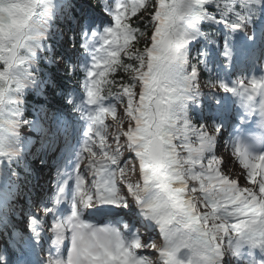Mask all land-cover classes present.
<instances>
[{"label": "snow or ice", "instance_id": "snow-or-ice-1", "mask_svg": "<svg viewBox=\"0 0 264 264\" xmlns=\"http://www.w3.org/2000/svg\"><path fill=\"white\" fill-rule=\"evenodd\" d=\"M100 4L113 23L85 40L93 61L82 81L88 127L53 201H69L71 211L53 218L55 254L47 264H224L226 248L264 250V150H253L264 149V74L202 83L208 53L189 55V45L209 35L202 24L244 31L253 42L259 29L264 39V0ZM56 8L57 0H0V165L18 155L20 129L28 124L23 94L36 83L33 66ZM82 11L83 22L97 23L87 0ZM222 58L229 67L236 58L227 38ZM120 72L127 78L117 79ZM220 94L236 97L244 119L258 117L261 129L236 130L231 153L238 175L216 152L224 124L188 116L190 102L208 96L219 106ZM133 204L138 214L122 223L118 210L132 212ZM53 211L35 210L28 239L41 242ZM149 226L158 228L159 243L142 233Z\"/></svg>", "mask_w": 264, "mask_h": 264}, {"label": "trees", "instance_id": "trees-1", "mask_svg": "<svg viewBox=\"0 0 264 264\" xmlns=\"http://www.w3.org/2000/svg\"><path fill=\"white\" fill-rule=\"evenodd\" d=\"M66 1L67 0H57V8L50 22V27L48 28L49 32L52 27V21L58 23L57 34L53 38L47 37L44 41V45L45 43L49 44L51 49L47 50L44 46L37 51L36 63L33 66V70L36 73V83L33 87H28L23 94V120H29L37 116L43 118L47 110L59 112L60 114L66 109L72 113L77 110L76 105L69 102L66 94L72 89L75 91L82 89V70H80V68L74 69V64L68 61V56L64 54L59 43L61 41H66L78 47L77 52L79 53L83 52L84 49L78 38L79 32L73 27L71 21L69 19H64L62 12L57 13L60 9L59 7L64 5ZM69 2L70 6H76V0H69ZM90 2L97 9H101L100 0H90ZM66 9H68V7H66ZM200 27L203 32L209 33L208 37L213 38L217 35L218 28L216 26L202 24ZM64 34L67 36V39L63 36ZM73 36H77V41ZM194 42L195 40L191 45H193ZM191 45H189V51ZM2 67L3 65L0 64V68ZM200 68L203 69L201 66ZM121 77L127 78L126 74L123 72L117 74V79ZM203 77L205 78V76ZM192 122L198 123V121L194 120H192ZM13 158L15 164L19 163L21 159L19 156ZM17 169L26 179L30 177V174L25 172L20 165L17 166Z\"/></svg>", "mask_w": 264, "mask_h": 264}, {"label": "rangeland", "instance_id": "rangeland-1", "mask_svg": "<svg viewBox=\"0 0 264 264\" xmlns=\"http://www.w3.org/2000/svg\"><path fill=\"white\" fill-rule=\"evenodd\" d=\"M81 2L85 4V0H81ZM111 22L113 23L112 20H111ZM112 23H111V24H112ZM111 24L108 25V24L104 23V25H103L102 28H99L98 26L96 27V25H92V26L90 27L91 29H89V31H87V30H88V26H87V25H84V27H83V29H84L83 33H84L87 37H89L90 34H91V32H94V31H102L104 28L110 26ZM55 25H56V24H55ZM226 38H227L226 35H222L221 41L225 42ZM229 38H231L232 40L234 39L233 36H230ZM91 47H92V44H91ZM69 50L72 51V49H69ZM223 50H224V49H223ZM70 54H71V53H70ZM217 55L221 56V53L218 52ZM90 59H92V55H90ZM211 59H212V58H211ZM81 60H82V62H83V60L85 61V57H81ZM218 64H220L219 61H218ZM91 65H92V61H91V60H88V63H87V70H88V68H90ZM207 65H211V66L213 65V63L211 62V60L207 61ZM221 68H222V65L217 66V67H216V71H219V72H220V70H222ZM219 79H221L220 75H219ZM201 82H202V81H201ZM206 90L208 91V89H206ZM220 95L222 96L223 94H220ZM221 98L225 100L226 97L224 96V97H221ZM226 99H227V98H226ZM209 100H210V98L207 97V100H206V101H209ZM36 121H37V122H36ZM36 121H35V123L32 122L31 124L29 123V124L23 125L22 128L20 129L21 134L24 133V132L30 131L29 128H31V125H35L36 127H38V126L40 125V122H41V121H40V119H37ZM108 122H109V123L111 122V121H110V118H109V121H108ZM39 137H40V135H37V138H39ZM26 142H27L26 140H22V139H21V143H20L19 149H20L22 152H24V153H26V152H25L26 150H28L29 152H32L33 150H32V149L29 150V149H30V145H27ZM217 146L220 147L221 145L218 144ZM231 150H232V149H230V150H229V149H227V150H222V151H220V152H217V154H218V155L220 154V155L224 156L226 160H231V162L228 164V170H229L230 172L233 171V172H232L233 175H238V174L240 173V171H241V167L238 165V163H237V162L235 161V159L232 157ZM4 163L8 164V169H11V168H12L11 161H6V162H4ZM34 165L36 166V164H34ZM6 168H7V166H6ZM37 168H39V167H37ZM11 178L13 179V182H12V183H14V184L17 185V186H15V187H14V186H12V187H13L14 189H17L18 191H22V190L24 189V187L26 186V183H25L24 181H22L20 178H18L17 175H16L15 173H12ZM132 178L135 179L136 177L133 176ZM241 183L243 184V180H241ZM20 196H21V195H20ZM19 202H20V200H19ZM131 206H135V205L133 204V205H131ZM5 217H6V215H5ZM4 219H5V218H4ZM13 239L16 240L15 237H14ZM230 257L232 258V256H230ZM231 258H229V259L232 260V261H234V260L231 259Z\"/></svg>", "mask_w": 264, "mask_h": 264}, {"label": "bare ground", "instance_id": "bare-ground-1", "mask_svg": "<svg viewBox=\"0 0 264 264\" xmlns=\"http://www.w3.org/2000/svg\"><path fill=\"white\" fill-rule=\"evenodd\" d=\"M32 135V134H31ZM33 136V135H32ZM32 136L31 137H29V141L32 143L33 142V138H32ZM231 172H233V171H231ZM131 208L132 209H135V213H137L138 214V212H139V209L136 207V206H131ZM123 211H126V210H123ZM125 214V213H124ZM154 230H156V231H154ZM154 230H150L149 231V236H153L155 233H157L156 235H158L157 236V238H159L158 240H157V243H159L160 241H161V237H159V230H158V228H154ZM224 259H225V255H224ZM224 264H225V261H224Z\"/></svg>", "mask_w": 264, "mask_h": 264}]
</instances>
